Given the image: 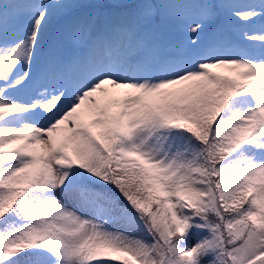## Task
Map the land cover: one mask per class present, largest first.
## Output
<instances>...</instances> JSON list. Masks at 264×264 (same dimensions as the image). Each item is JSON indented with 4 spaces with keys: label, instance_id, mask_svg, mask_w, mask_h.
I'll list each match as a JSON object with an SVG mask.
<instances>
[{
    "label": "snow or ice",
    "instance_id": "1",
    "mask_svg": "<svg viewBox=\"0 0 264 264\" xmlns=\"http://www.w3.org/2000/svg\"><path fill=\"white\" fill-rule=\"evenodd\" d=\"M0 264H264V0H0Z\"/></svg>",
    "mask_w": 264,
    "mask_h": 264
},
{
    "label": "rangeland",
    "instance_id": "2",
    "mask_svg": "<svg viewBox=\"0 0 264 264\" xmlns=\"http://www.w3.org/2000/svg\"><path fill=\"white\" fill-rule=\"evenodd\" d=\"M100 1L103 2V0H100ZM55 18H58V22L55 24V30L53 31L52 38L50 39V41H47L45 43L46 47L54 46L59 43L60 31L66 22L65 18L62 16H55ZM163 36L165 40H167L168 42H172V43L179 42L182 39V36L180 35V33L176 31L175 29L165 30Z\"/></svg>",
    "mask_w": 264,
    "mask_h": 264
},
{
    "label": "trees",
    "instance_id": "3",
    "mask_svg": "<svg viewBox=\"0 0 264 264\" xmlns=\"http://www.w3.org/2000/svg\"><path fill=\"white\" fill-rule=\"evenodd\" d=\"M91 2H101L100 0H91ZM58 22V18H53L50 25H49V28H48V32L46 34V37H45V43L47 41H50V39L52 38L53 36V31L55 30V24ZM49 34V36H48Z\"/></svg>",
    "mask_w": 264,
    "mask_h": 264
}]
</instances>
